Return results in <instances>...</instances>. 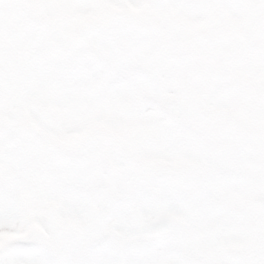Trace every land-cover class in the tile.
Instances as JSON below:
<instances>
[{"label":"snow or ice","instance_id":"obj_1","mask_svg":"<svg viewBox=\"0 0 264 264\" xmlns=\"http://www.w3.org/2000/svg\"><path fill=\"white\" fill-rule=\"evenodd\" d=\"M0 264H264V0H0Z\"/></svg>","mask_w":264,"mask_h":264}]
</instances>
